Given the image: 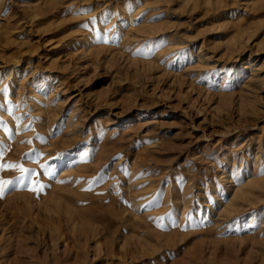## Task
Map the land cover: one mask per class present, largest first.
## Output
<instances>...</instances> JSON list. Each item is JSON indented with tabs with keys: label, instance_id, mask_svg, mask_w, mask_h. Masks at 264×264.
Returning a JSON list of instances; mask_svg holds the SVG:
<instances>
[{
	"label": "rangeland",
	"instance_id": "374dc122",
	"mask_svg": "<svg viewBox=\"0 0 264 264\" xmlns=\"http://www.w3.org/2000/svg\"><path fill=\"white\" fill-rule=\"evenodd\" d=\"M0 164V264H264V0H0Z\"/></svg>",
	"mask_w": 264,
	"mask_h": 264
},
{
	"label": "snow or ice",
	"instance_id": "6c2138e0",
	"mask_svg": "<svg viewBox=\"0 0 264 264\" xmlns=\"http://www.w3.org/2000/svg\"><path fill=\"white\" fill-rule=\"evenodd\" d=\"M86 26L87 25H85V27ZM98 39H102V37H98ZM6 167L7 168H16V167H19V169H20V171L22 173V176L20 177V179L18 181L19 183H23V181L28 178V176L26 174H28V173L31 172L30 169H25V168L20 167L18 165H11V164L4 165V164H0V170L4 169ZM33 175H35V174L33 173ZM10 183H11L10 181H0V195H3L4 191L6 190V186L9 185ZM31 190L36 191L37 189L36 188H32Z\"/></svg>",
	"mask_w": 264,
	"mask_h": 264
}]
</instances>
